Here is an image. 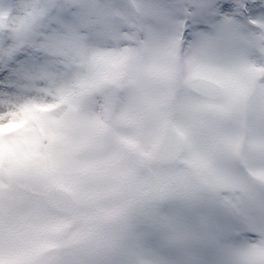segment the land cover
Masks as SVG:
<instances>
[{
    "label": "snow or ice",
    "instance_id": "6c2138e0",
    "mask_svg": "<svg viewBox=\"0 0 264 264\" xmlns=\"http://www.w3.org/2000/svg\"><path fill=\"white\" fill-rule=\"evenodd\" d=\"M0 264H264V0H0Z\"/></svg>",
    "mask_w": 264,
    "mask_h": 264
}]
</instances>
